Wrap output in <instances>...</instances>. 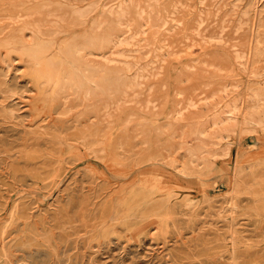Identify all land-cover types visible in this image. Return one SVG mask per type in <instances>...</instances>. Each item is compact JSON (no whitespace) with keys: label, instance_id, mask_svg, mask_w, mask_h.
Instances as JSON below:
<instances>
[{"label":"rangeland","instance_id":"374dc122","mask_svg":"<svg viewBox=\"0 0 264 264\" xmlns=\"http://www.w3.org/2000/svg\"><path fill=\"white\" fill-rule=\"evenodd\" d=\"M263 119L264 0H0V264H264Z\"/></svg>","mask_w":264,"mask_h":264},{"label":"bare ground","instance_id":"6f19581e","mask_svg":"<svg viewBox=\"0 0 264 264\" xmlns=\"http://www.w3.org/2000/svg\"><path fill=\"white\" fill-rule=\"evenodd\" d=\"M110 17H111V15H110ZM98 19H100V18H98ZM98 22H100V21H98ZM102 25H103V23H102ZM67 33H69V32H63L64 36H63L62 40L60 39L61 40L60 42L56 41V39L48 40L47 44H38L37 47L35 48V50H32L30 53L31 59L33 58L32 61H34L35 67H37L40 75L42 76L43 80L45 81V84H48V86L52 87L56 92H63V91L64 92L65 91L71 92V91L86 90L85 94H87L90 97H93L94 94L98 93L99 91H97V90L105 89L106 91H110V88H111L110 82L106 81V80H102L100 78V76L97 77V74L93 69L89 68L88 66H85V62L87 60L86 59V57H87L86 50L88 49V48H86V46H87L86 42H88L89 44H95V42L97 40L96 35L90 34V36L88 38H86L85 41L84 40L83 41L76 40V39L73 41L71 39L68 40L69 34H67ZM37 34H39V32ZM33 38H37V36L35 34H33ZM71 38H73V36ZM9 53H8V55H9ZM3 54H5V53H3ZM28 57L26 56L27 59H28ZM43 86H45V85H43ZM94 91H97V92L95 93ZM51 92H52V90H51ZM58 94H60V93H58ZM110 94L108 93V97ZM60 96L61 95H59V97ZM84 96L86 97V95H84ZM53 98H54V96H53ZM86 99H87V97H86ZM93 99H95V98H93ZM50 103H51V101H50ZM155 183L157 185V182H155ZM147 184H148V182H147Z\"/></svg>","mask_w":264,"mask_h":264}]
</instances>
